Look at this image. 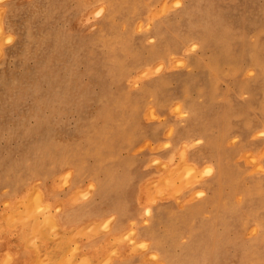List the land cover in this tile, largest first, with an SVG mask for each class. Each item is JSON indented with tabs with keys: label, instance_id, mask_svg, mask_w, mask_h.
I'll use <instances>...</instances> for the list:
<instances>
[{
	"label": "rangeland",
	"instance_id": "obj_1",
	"mask_svg": "<svg viewBox=\"0 0 264 264\" xmlns=\"http://www.w3.org/2000/svg\"><path fill=\"white\" fill-rule=\"evenodd\" d=\"M73 209L84 260L264 264V0H0V264Z\"/></svg>",
	"mask_w": 264,
	"mask_h": 264
},
{
	"label": "crops",
	"instance_id": "obj_2",
	"mask_svg": "<svg viewBox=\"0 0 264 264\" xmlns=\"http://www.w3.org/2000/svg\"><path fill=\"white\" fill-rule=\"evenodd\" d=\"M77 210L73 209V210H65L63 212V223L65 224V226L63 228H58L59 232H62L61 234L62 237H58V242L61 243V241H63V247L60 250V256L61 258H59L60 262L57 261V264H101L103 262L104 259H100V260H95L92 258L89 259H81L80 258V254H88L86 256H90L91 255H95L97 254V249L98 247H101L102 245H105L108 243V240L105 241V239L103 241L97 242L99 240H84V237H81V231H85V233H88L86 235V238H92L94 236L92 235H96L97 232H92V230L89 231L88 228H80L78 226H76L75 223L77 220L73 219L76 217V215H78ZM108 238V237H107ZM62 239V240H61ZM95 242V243H94ZM71 246H77L79 249L74 253V255L71 257L66 258V256L69 254L68 252V248H70ZM67 247V249H66ZM128 245H124V247L122 249H120V252L124 251V255L127 253L128 250ZM79 252V253H78ZM24 254V256L28 255L29 257L32 258V261L35 263L36 261V253L37 251L34 249H30L27 250V252H22ZM78 253V255H77ZM110 253V249H106L101 255H107ZM100 255V256H101ZM127 260H123L122 258H114L111 260H107L105 262V264H129V261ZM157 263L152 262L151 264H158V261H156Z\"/></svg>",
	"mask_w": 264,
	"mask_h": 264
},
{
	"label": "bare ground",
	"instance_id": "obj_3",
	"mask_svg": "<svg viewBox=\"0 0 264 264\" xmlns=\"http://www.w3.org/2000/svg\"><path fill=\"white\" fill-rule=\"evenodd\" d=\"M115 8H113L111 11H113V13L115 12ZM147 75V74H146ZM142 76H144V75H142ZM186 88H188L187 86H186ZM186 91V90H185ZM188 92V91H187ZM192 115H194V114H192ZM250 124V123H249ZM248 124V125H249ZM183 126V125H182ZM189 131H191V130H189ZM188 131V132H189ZM195 132V131H194ZM188 134V133H187ZM180 136V135H179ZM190 136V135H189ZM183 139V138H182ZM189 139V138H188ZM191 140V139H190ZM187 142V141H186ZM60 144V143H59ZM55 148V147H54ZM49 151V150H48ZM202 152V151H201ZM198 153H199V148H198ZM202 154V153H201ZM43 164V163H42ZM33 173V172H32ZM147 190H149V187L147 188ZM161 192H159V195H161L160 194ZM158 197V196H157ZM156 197V198H157ZM38 199H41L40 197L38 198ZM26 208H30V209H32L31 208V204H27L26 206H25ZM33 211L31 210V213H32ZM250 246H257V247H259V246H264V228L262 227V232L260 233V234H258L255 238H254V240L252 241V242H250ZM60 248H59V250H57V252H56V254H59V252H60ZM6 252H10L9 253V256L8 257H10L11 259H14L16 262H18V264H33V261H32V258L31 257H29L28 255H26V256H24V254L22 253V252H27V250H22V249H19V250H11L10 248L9 249H6ZM12 252H15V253H12ZM43 253V252H42ZM51 253L52 254H55V251H51ZM249 254H253V253H251V252H249ZM46 256H47V258H45V256H43V254H41V252L40 251H37V253H36V261H38V260H40L41 262H54V261H58V262H60L59 260L60 259H57L56 257H54V256H52L50 253H46Z\"/></svg>",
	"mask_w": 264,
	"mask_h": 264
}]
</instances>
